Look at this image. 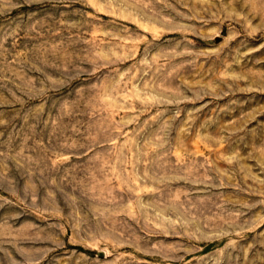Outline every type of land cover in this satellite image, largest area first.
<instances>
[{
  "label": "rangeland",
  "instance_id": "obj_1",
  "mask_svg": "<svg viewBox=\"0 0 264 264\" xmlns=\"http://www.w3.org/2000/svg\"><path fill=\"white\" fill-rule=\"evenodd\" d=\"M0 264H264V0H0Z\"/></svg>",
  "mask_w": 264,
  "mask_h": 264
}]
</instances>
